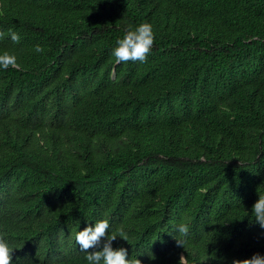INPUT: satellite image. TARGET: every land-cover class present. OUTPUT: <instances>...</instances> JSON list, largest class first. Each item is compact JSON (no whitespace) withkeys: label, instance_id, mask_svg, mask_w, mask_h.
Instances as JSON below:
<instances>
[{"label":"trees","instance_id":"1","mask_svg":"<svg viewBox=\"0 0 264 264\" xmlns=\"http://www.w3.org/2000/svg\"><path fill=\"white\" fill-rule=\"evenodd\" d=\"M142 22L147 59L117 63ZM0 31L18 57L0 69L13 264H87L75 232L105 217L145 264L264 254V0H0Z\"/></svg>","mask_w":264,"mask_h":264},{"label":"clouds","instance_id":"2","mask_svg":"<svg viewBox=\"0 0 264 264\" xmlns=\"http://www.w3.org/2000/svg\"><path fill=\"white\" fill-rule=\"evenodd\" d=\"M7 31L10 32L11 40L19 41L21 39L17 31L11 29ZM4 35L5 32L0 31V37ZM154 40L155 32L150 22L129 25L124 35L117 40L116 46L112 49V55L117 63L128 60L144 61L147 59V54L150 52ZM42 50V47L37 44L36 51ZM17 63L18 57L14 51L0 52V69L16 66ZM252 212L255 221L264 227V192H259V199L252 206ZM1 221L2 218L0 217ZM176 231L179 233V235H174L177 245L185 247L186 240L184 237L189 232V225L179 223L176 225ZM117 237H121L124 244L129 240V235L124 226L115 229L107 217L90 220L87 226L80 227L75 232V240L79 247L86 250L87 264H145L139 255L129 257L130 246H114L113 241ZM13 250L9 241L0 236V264H13ZM179 264H186V257L183 254L179 258ZM191 264H196V262L192 261ZM232 264H264V254L256 252L248 258H235Z\"/></svg>","mask_w":264,"mask_h":264}]
</instances>
